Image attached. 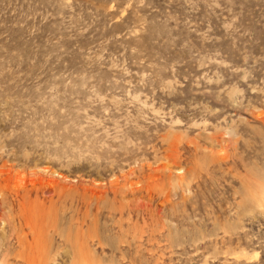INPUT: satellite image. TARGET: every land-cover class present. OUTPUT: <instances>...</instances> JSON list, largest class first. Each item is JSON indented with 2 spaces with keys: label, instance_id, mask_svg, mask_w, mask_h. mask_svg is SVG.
I'll return each instance as SVG.
<instances>
[{
  "label": "rangeland",
  "instance_id": "374dc122",
  "mask_svg": "<svg viewBox=\"0 0 264 264\" xmlns=\"http://www.w3.org/2000/svg\"><path fill=\"white\" fill-rule=\"evenodd\" d=\"M0 264H264V0H0Z\"/></svg>",
  "mask_w": 264,
  "mask_h": 264
},
{
  "label": "bare ground",
  "instance_id": "6f19581e",
  "mask_svg": "<svg viewBox=\"0 0 264 264\" xmlns=\"http://www.w3.org/2000/svg\"><path fill=\"white\" fill-rule=\"evenodd\" d=\"M51 180H49V183L51 184V185H54V182L52 181V182H50Z\"/></svg>",
  "mask_w": 264,
  "mask_h": 264
}]
</instances>
